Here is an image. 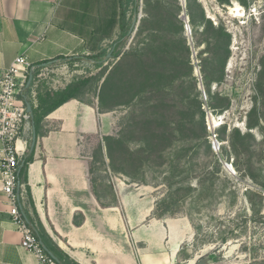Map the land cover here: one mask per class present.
Segmentation results:
<instances>
[{"label":"rangeland","instance_id":"obj_1","mask_svg":"<svg viewBox=\"0 0 264 264\" xmlns=\"http://www.w3.org/2000/svg\"><path fill=\"white\" fill-rule=\"evenodd\" d=\"M222 1L138 0L113 56L118 31L103 36L100 22L109 0H78L82 48L105 45L106 64L49 73L57 90L101 97L103 125L85 142L96 161L111 156L112 185H126L128 249L134 237L142 264H264V0ZM236 4L245 19L229 15Z\"/></svg>","mask_w":264,"mask_h":264},{"label":"crops","instance_id":"obj_2","mask_svg":"<svg viewBox=\"0 0 264 264\" xmlns=\"http://www.w3.org/2000/svg\"><path fill=\"white\" fill-rule=\"evenodd\" d=\"M77 1L0 0V68L9 67L18 56L27 58L32 65V81L23 96L34 107L38 94L48 91L53 96L69 85L58 91L59 79L49 73L63 72L78 63L76 57L89 56L75 27L84 18L79 15ZM90 32L94 34V29ZM107 49L101 45L92 55ZM80 62L94 65L89 60ZM44 73L48 76L42 77ZM92 99H72L47 114L37 126L31 120L30 128L23 131L17 143L20 162L26 157L32 160L20 185L19 205L72 262L142 264L134 237V250L128 249L126 211L120 197L126 185H112L116 178L109 171L108 157L102 154L96 161L85 142L103 125L101 118L106 115L99 101ZM33 131L36 140L32 147ZM101 136L104 143L106 135ZM94 163L107 166V171L94 173ZM111 186L119 194L114 203L104 194ZM9 210L0 182V264H41L20 247L21 234L11 223Z\"/></svg>","mask_w":264,"mask_h":264},{"label":"built area","instance_id":"obj_3","mask_svg":"<svg viewBox=\"0 0 264 264\" xmlns=\"http://www.w3.org/2000/svg\"><path fill=\"white\" fill-rule=\"evenodd\" d=\"M30 75L32 65L25 56H18L9 67L0 68V182L10 204V221L21 234L20 247L32 253L41 264H57L43 250L19 208L16 194L22 155L17 143L23 131L30 128L32 120V114L26 110L28 101L23 96ZM208 131L211 133V148L216 152L220 144L213 132L210 129Z\"/></svg>","mask_w":264,"mask_h":264},{"label":"trees","instance_id":"obj_4","mask_svg":"<svg viewBox=\"0 0 264 264\" xmlns=\"http://www.w3.org/2000/svg\"><path fill=\"white\" fill-rule=\"evenodd\" d=\"M220 2H224L222 0H218ZM109 13L106 14L107 16L105 19L102 18L100 20L101 22V32L108 34L112 32L115 28L118 31V35L116 37V40L111 44L110 51H112L113 56H115L117 48L121 45L122 41L127 37L128 30H129V24L130 21L135 17L138 11V0H109ZM106 10V9H105ZM180 13H182V8L179 10ZM129 12V15L127 13ZM181 15V14H180ZM187 15V14H186ZM188 22L191 23V18L189 15ZM180 18V17H179ZM180 21V20H179ZM109 51V52H110ZM108 51H100L99 53L95 55L90 56H78L74 60L83 59V60H89L90 62L94 63V65H100L104 63V57ZM225 68V67H224ZM224 71V70H223ZM222 71V75L224 77V72ZM110 71L108 72L107 78L104 80L103 85L105 84L106 80L109 78ZM34 75V74H33ZM207 91L210 93L209 84L206 83ZM31 84L29 87H26L24 91L30 89ZM81 89V85H76L72 88L69 87V85L64 89L66 91H60L57 93H53V96L48 91H45L44 94H38V104L36 107H34L30 101L28 103L31 106V113H32V120L34 121L35 126L50 112L54 111L58 107H60L62 104L72 100L80 98V95L78 94ZM40 95V96H39ZM99 104L100 108L101 105V97L99 96ZM228 107V105L226 106ZM108 109V108H106ZM102 110V109H101ZM108 138V137H106ZM105 140V138H104ZM109 159V165L112 163V158L110 155L107 156ZM32 159L30 157L24 158L20 165L23 163V165L20 167L19 165V172H18V181L19 185L22 184V180L25 177V172L27 169L28 163ZM27 222L31 229L33 230L34 234L37 236L38 240L50 251L52 252L58 262L57 264H77L75 262H72L68 259L66 255H64L55 245H53L50 240H48L42 231L37 227L36 223L34 222L31 217L25 213Z\"/></svg>","mask_w":264,"mask_h":264},{"label":"water","instance_id":"obj_5","mask_svg":"<svg viewBox=\"0 0 264 264\" xmlns=\"http://www.w3.org/2000/svg\"><path fill=\"white\" fill-rule=\"evenodd\" d=\"M180 2H181V7L184 8L185 0H180ZM180 19H183V21L185 22L186 36H188V34L190 35V28H189V25H188V17L186 16L184 11H182V13L180 15ZM139 20H140V16H138V20H137L136 25L139 23ZM134 32H135V30H134ZM31 81H32V75L29 76V78L27 80V83H26V87H29V85L31 84ZM198 86H199V89H203V86H202L201 83H199ZM26 110H27L28 113H31V106H30V104L28 102H26ZM35 140H36V135H35V132L33 131L32 147L34 146ZM22 165H23V163L21 164V166ZM19 189H20V185L18 184L17 188H16L17 197H18ZM18 201H19V197H18ZM19 208L22 211V208H21L20 205H19ZM23 214H24V212H23ZM42 248H43V250L47 253V255L51 259H53L54 261L58 262L56 256L52 252H50L43 244H42Z\"/></svg>","mask_w":264,"mask_h":264},{"label":"bare ground","instance_id":"obj_6","mask_svg":"<svg viewBox=\"0 0 264 264\" xmlns=\"http://www.w3.org/2000/svg\"><path fill=\"white\" fill-rule=\"evenodd\" d=\"M229 15H231L232 18H238V19H245L246 14L243 8L236 4L235 7L229 8Z\"/></svg>","mask_w":264,"mask_h":264}]
</instances>
